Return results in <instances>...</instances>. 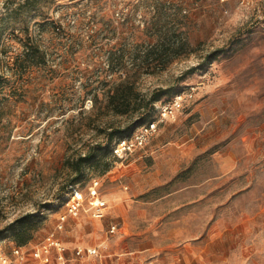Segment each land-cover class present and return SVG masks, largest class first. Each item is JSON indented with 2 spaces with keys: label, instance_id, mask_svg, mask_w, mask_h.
Listing matches in <instances>:
<instances>
[{
  "label": "rangeland",
  "instance_id": "1",
  "mask_svg": "<svg viewBox=\"0 0 264 264\" xmlns=\"http://www.w3.org/2000/svg\"><path fill=\"white\" fill-rule=\"evenodd\" d=\"M23 2L0 0V228L35 213L21 264L38 263L34 246L56 228L70 247L99 246L71 264H264V0ZM156 28L173 47L146 56ZM27 35L46 63L16 61ZM125 70L140 100L120 114L107 101ZM191 88L147 144L123 161L112 153L107 134L145 122L153 92ZM89 149L98 159L78 183L87 195L100 178L101 219L88 196L77 217L65 205ZM14 245L9 230L0 250Z\"/></svg>",
  "mask_w": 264,
  "mask_h": 264
},
{
  "label": "built area",
  "instance_id": "2",
  "mask_svg": "<svg viewBox=\"0 0 264 264\" xmlns=\"http://www.w3.org/2000/svg\"><path fill=\"white\" fill-rule=\"evenodd\" d=\"M193 89L176 91L171 97L158 100L155 103V117L138 125L130 134L118 138L112 146V153L120 161H123L138 148L147 144L163 122L175 117L183 109L186 99L193 96ZM99 185L100 178H93L87 195L79 187V183L72 185L65 200L67 212L75 217L79 216L85 208L88 196V206L92 216L98 219L103 218L107 207V199L99 193ZM65 217L66 214L60 218L57 226L59 229L63 227ZM118 228V223L112 222L109 231L115 232ZM33 251L38 260L37 264H68L72 259H82L85 256L100 254L97 245L68 246L59 235L57 228L48 231L45 237L34 246ZM26 255L27 251L22 245H14L11 254L0 250V264H21L25 261Z\"/></svg>",
  "mask_w": 264,
  "mask_h": 264
},
{
  "label": "trees",
  "instance_id": "3",
  "mask_svg": "<svg viewBox=\"0 0 264 264\" xmlns=\"http://www.w3.org/2000/svg\"><path fill=\"white\" fill-rule=\"evenodd\" d=\"M31 3L34 5V0H24V2L21 5H29L31 6ZM157 27V26H156ZM154 37V42H152L151 48L148 50L146 56H150L151 54L158 55V57H161L163 53L167 52V50H170L173 46H171L170 38L171 34H169V31H162L161 28H156V32L152 35ZM157 48V46H159ZM23 50L18 53V56L16 57V61L22 66L26 67L31 64H42L47 62V53L46 51L41 47L39 43L34 41L32 37L27 35L23 42H22ZM178 50V48H180ZM177 53H181L185 49L184 41H179L178 46L176 48ZM225 48H217L216 50H213L211 53L207 56V62H211L214 59H216L220 53L224 52ZM121 53V52H120ZM112 53H109L110 60L118 61L120 65H122L123 62H121L120 54H118L117 57H113ZM201 66H193L187 70V73H191L196 71V69L200 68ZM130 71V70H129ZM128 70H125L124 75H120L117 81L115 82L114 87L112 90L108 93V105H113V107L116 109L117 113L123 114L127 113L131 109V105L140 100V96L138 93V90L136 88V84L134 80H130V72ZM169 90L168 89H161L156 92H153L151 97L149 98L150 103H152L151 108L144 106L143 116L149 117L146 121L152 119L156 115V108L155 103L163 99L161 98L164 94H166ZM176 92V91H175ZM173 92V93H175ZM167 98V97H165ZM148 103V102H147ZM136 109L140 110L142 108L141 105L135 104ZM151 109V110H148ZM145 121V122H146ZM144 123V122H143ZM142 124V123H141ZM140 125V124H139ZM127 128H120L117 127L115 130H111L108 135V140H112L115 135H118L117 138L114 140V142L126 135L130 134L132 131H126ZM114 142L111 145V151L112 146ZM98 152L95 149H89L84 154H80L76 157L75 160H73V169L77 172V176L71 180L70 188L71 186L78 183V180L81 177V172L83 171V168L93 163L98 159ZM68 190V192H69ZM35 213H27L25 215H22L18 218H16L14 221L10 222L8 225H6L3 228H0V239H2L5 235V233L9 230L15 231L18 235V243L19 245L26 244L29 239L31 238L30 232L26 229L28 223L34 218Z\"/></svg>",
  "mask_w": 264,
  "mask_h": 264
},
{
  "label": "crops",
  "instance_id": "4",
  "mask_svg": "<svg viewBox=\"0 0 264 264\" xmlns=\"http://www.w3.org/2000/svg\"><path fill=\"white\" fill-rule=\"evenodd\" d=\"M111 223H112V222H111ZM111 223H110V224H111ZM63 240H64V239H63ZM73 260H74V259H72L71 261H69L68 264H71V263L73 262ZM120 264H123V263H120Z\"/></svg>",
  "mask_w": 264,
  "mask_h": 264
}]
</instances>
